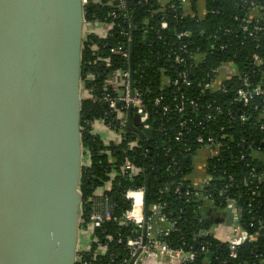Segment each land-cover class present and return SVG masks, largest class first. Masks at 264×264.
Instances as JSON below:
<instances>
[{"label":"trees","instance_id":"1","mask_svg":"<svg viewBox=\"0 0 264 264\" xmlns=\"http://www.w3.org/2000/svg\"><path fill=\"white\" fill-rule=\"evenodd\" d=\"M250 1L255 2L250 15ZM204 5L205 14L197 8ZM262 0H128L127 10L118 12L107 3L86 7V21L112 24L109 37L94 34L85 37L81 55L82 89L91 96L104 92V77L109 71L129 68L120 53L132 32L133 86L142 94L151 114L154 138L152 150H129V139L112 146L114 158H128L144 172L132 180L119 177L110 193L113 216L93 236L107 245L104 255L96 246L80 251L75 264H123L128 258L125 241L139 233L134 227L121 226L116 219L128 207L122 195L127 189L146 188V203L165 204L163 214L171 225L164 239L173 248L196 251L197 257L185 264H260L264 261V98L253 97L249 104L235 101L242 78L225 82L223 89L204 90L218 68L232 64L253 86L264 90V16ZM114 13V15H112ZM167 28L161 29L160 23ZM246 26L248 31L242 28ZM253 26L261 28L253 31ZM183 32L187 36L178 38ZM127 49V48H126ZM194 57H201L195 62ZM254 57L260 60L259 65ZM108 58L110 67L103 59ZM176 58L181 61L176 62ZM101 59V60H100ZM92 75V79H87ZM185 81L190 85H185ZM158 100V101H157ZM183 103V110L178 106ZM81 142L88 150L90 166L83 167L79 190L82 195V223L90 214V198L101 183L108 181L109 167L99 153L104 148L93 133L94 121L113 114L103 103L89 98L81 101ZM211 138L218 144V154L207 160L209 182L195 188L187 178L194 171L193 156L204 148L197 139ZM85 154V152H84ZM156 154V156H155ZM234 202L239 224L255 240L244 243L237 257H229L226 244L200 233L214 221L226 217L227 201ZM118 240H122L121 243ZM205 245L207 257L199 251Z\"/></svg>","mask_w":264,"mask_h":264},{"label":"water","instance_id":"2","mask_svg":"<svg viewBox=\"0 0 264 264\" xmlns=\"http://www.w3.org/2000/svg\"><path fill=\"white\" fill-rule=\"evenodd\" d=\"M84 24L82 0H0V264L76 262ZM138 120L130 108L127 128L151 140Z\"/></svg>","mask_w":264,"mask_h":264},{"label":"built area","instance_id":"3","mask_svg":"<svg viewBox=\"0 0 264 264\" xmlns=\"http://www.w3.org/2000/svg\"><path fill=\"white\" fill-rule=\"evenodd\" d=\"M128 0H82L84 7V19L86 7L90 4L96 5L99 3H107L111 7L117 9L118 12H125L127 10ZM166 0H163V3ZM185 5L187 0H180ZM117 3V4H116ZM250 15H253L255 2L250 1ZM261 15L264 16V0L261 3ZM114 15V13H112ZM161 29L167 28L166 22L160 23ZM112 24L102 23L100 21H86L84 24L83 41L85 37L94 34L96 37L105 39L109 37ZM244 31H248V28L244 26ZM253 31H260L261 28L253 26ZM187 32H183L178 35V38L187 36ZM131 40V39H130ZM127 46H124L123 51L117 52V49H111V53L120 54L121 58L128 59ZM195 62L201 60V57H194ZM101 60V59H100ZM105 67H110L109 59H103ZM179 58H176V62H180ZM254 62L259 65L260 60L258 57H254ZM234 77L242 78L241 86L237 90L235 101L239 104L247 105L253 97H263L264 90L260 86H253L249 82L246 76H241L235 66L229 63L222 64L214 77V79L204 85V90L217 91L223 89L225 82L230 81ZM92 75H88L87 79H92ZM81 83V98H89L94 102L103 103L108 107L109 112L113 114V121H108L105 118L98 119L92 124L93 133L98 136L103 144V149L100 151V155L106 160V164L109 167L107 171L108 181L101 183L90 198V214L87 222L82 223L81 216L79 220V232H78V250H88L91 245L96 246V253L104 255L107 251V245L100 242L93 236L95 230L102 229L103 226L110 222L113 218L114 204L110 193L113 190V185L116 179L119 177H127L132 180L139 174L144 172V168H141L128 159L127 157L118 162L114 158V152L112 146L119 145L127 138L129 139L127 146L129 150L142 149L143 155L146 152L152 150L151 143L154 138V130L150 121L151 114L147 105L144 103L142 94L139 91L132 90L130 86V71L127 69H117L109 71L104 77L103 90L98 96H91L87 91L82 89ZM185 85L189 86L190 83L185 81ZM158 101V100H157ZM184 104L181 103L178 106V110H183ZM132 110V115H138V126L136 128L144 134L148 131H152L151 140H148V136L145 139L134 131H130L127 128V113L129 109ZM145 140H148L149 146H145ZM197 143L203 144L204 148L198 150L193 156V167L195 169L198 161H202L204 182L203 184L196 186L192 184L189 177L187 180L195 187H201L209 182V177L206 174L207 160L215 157L219 152V145L214 144V140L207 138L204 140L202 137L197 139ZM85 152V154H84ZM156 156V154H155ZM82 164L83 167L90 166V158L88 150L82 148ZM194 172V171H193ZM192 172V173H193ZM145 187L139 189H127L124 191L122 198L127 202L128 207L124 209L121 215L116 219L121 226L134 227L135 231L139 234L136 237L128 238L125 241V246L128 250V258L124 260L123 264H128L130 259L136 256L133 264H148L147 261L153 257L159 263L176 262V264H185L192 262L196 259V251L183 250L182 248L173 249L167 242L164 241L171 232V225L168 224V220L163 214L165 204L153 203L148 205L147 217L145 218L144 204L146 202ZM230 210L233 218L229 224H226L227 211ZM226 217L221 222H213L205 231H202V235L212 238L222 244H226L229 257L235 259L237 257L238 249L246 242H252L255 240L254 235L249 234L247 230L243 229L239 224V215L236 211L234 202L232 200L227 201ZM81 215H82V203H81ZM119 243L122 240H118ZM201 253L208 254V248L202 245L199 249ZM264 264V261L260 262Z\"/></svg>","mask_w":264,"mask_h":264},{"label":"crops","instance_id":"4","mask_svg":"<svg viewBox=\"0 0 264 264\" xmlns=\"http://www.w3.org/2000/svg\"><path fill=\"white\" fill-rule=\"evenodd\" d=\"M198 11V15H200L201 17L205 14V9H204V5L200 3V5L197 8ZM262 160H264V155L261 156ZM203 164L202 161H198V163L196 164V167L194 169V172L192 173V175L189 177L190 181L192 182V184L199 186L201 184H203L204 182V174H203ZM148 264H165V263H159L156 260L153 259H148L147 261Z\"/></svg>","mask_w":264,"mask_h":264},{"label":"bare ground","instance_id":"5","mask_svg":"<svg viewBox=\"0 0 264 264\" xmlns=\"http://www.w3.org/2000/svg\"><path fill=\"white\" fill-rule=\"evenodd\" d=\"M150 259H153V260H155L153 257H151ZM165 264H176V262L172 261V262L165 263Z\"/></svg>","mask_w":264,"mask_h":264}]
</instances>
